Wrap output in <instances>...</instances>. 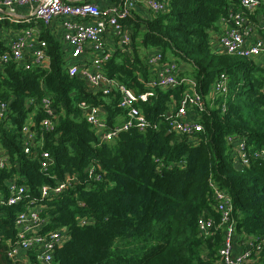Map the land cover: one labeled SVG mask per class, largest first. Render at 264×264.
<instances>
[{"label":"trees","instance_id":"16d2710c","mask_svg":"<svg viewBox=\"0 0 264 264\" xmlns=\"http://www.w3.org/2000/svg\"><path fill=\"white\" fill-rule=\"evenodd\" d=\"M168 3L165 12L127 22L134 24V36L142 35L145 44L190 64L205 96L216 78L225 76L228 92L206 99L208 108L199 116L204 130L196 141L169 133L166 127L170 96L181 93L178 87L158 88L150 101L141 104L148 119L160 123L158 129L133 130L113 142L100 143L96 128L77 104L88 101L102 106L109 112L108 126L113 127L119 110L117 94L90 91L80 78L71 77L62 44L50 34H44L49 67L24 70L10 63L0 68V101L11 106L0 124V147L8 161L0 168V191L6 198L11 179L28 188L24 202L0 205V264H18L9 256L17 214L40 198L42 185H56L72 174L78 181L40 203L47 223L42 232L62 228L69 233L55 248L54 264H216L223 231L203 236L198 229L204 214L219 221L212 183L230 193L238 235L264 242V159L251 156L240 168L234 145L228 142L229 136L244 138L252 154L264 147V62L212 46L221 18L232 8L245 9L240 0ZM142 25L146 29L140 33ZM119 57L110 59L106 73L146 90L131 65L127 67ZM45 95L55 108L52 131L42 128L47 114L39 104ZM29 121L50 152L46 171L40 156L24 150L22 128ZM91 165L99 169V181L88 177ZM255 257L254 264H264V248ZM31 259V264H37Z\"/></svg>","mask_w":264,"mask_h":264},{"label":"built area","instance_id":"2783aa9c","mask_svg":"<svg viewBox=\"0 0 264 264\" xmlns=\"http://www.w3.org/2000/svg\"><path fill=\"white\" fill-rule=\"evenodd\" d=\"M137 2L138 0H115L108 5H102L91 0H0V23L5 21L29 23L24 33L0 50V68L10 63L24 70L42 67L46 58L50 56L48 41L41 30L61 19L64 28L62 40L68 47L65 49L64 60L68 74L80 78L90 91L99 90L104 95L119 94V107L126 112V120L122 125L110 127L99 105H91L88 101L78 102L77 105L85 120L96 128L100 143L115 140L123 132L132 129L140 132L158 129V124L152 123L139 105L150 101L158 88L175 89L180 86L187 88L177 100L174 110L167 115V129L181 137L196 141L197 134L204 130L199 116L200 112L208 108L207 98L198 90L197 80L180 77L177 60L167 61L160 49L157 53L151 54L148 57L149 62L158 65L156 74L150 82L144 84L146 90L139 92L102 71L113 55L104 37L106 32L113 34L126 47L133 44L132 32L126 21L133 17ZM147 4L153 12H165L168 8V0H147ZM240 4L245 10L232 8L220 21L225 23V26L219 36V47L228 54L258 58L264 62V35L254 36L256 27L251 25L250 18L245 14L247 11L253 14L260 9L258 16L264 33V0H240ZM19 6L29 7L31 11L28 17L21 18L17 13ZM34 20L38 21L37 27L32 26ZM31 38L36 39L38 45L33 51L28 52L25 47ZM212 92L216 95L228 92L224 75L215 82ZM39 107L47 114L42 120V128L47 131L54 130L55 122L51 117L55 108L52 106V99L47 95L43 96ZM10 112V103L0 101V124L5 122ZM29 124L30 121L22 129L24 150L26 153L33 150L40 156L42 170L46 171L51 159L50 152L38 143V133L33 131ZM228 140L234 145L238 167L247 165L251 156L264 159V147L253 151L252 154L247 150L244 138L229 136ZM7 163L6 157L0 158V168L6 167ZM87 173L88 177L96 181L102 177L95 165H91ZM75 178L67 176L56 185H42L40 198L32 200L17 214L15 219L17 234L15 240L10 243L9 251L12 260L18 264H31L33 256L37 264H54L55 248L69 238V233L62 228L42 232L43 226L47 223L46 218L42 217L43 205L40 203L62 194L75 182ZM211 185L213 209L219 214V221L204 214L198 220V229L203 236H211L217 229L223 231V241L218 249L216 264H254L255 256L264 248V242L253 236L243 238L238 235L230 193L216 187L214 183ZM7 192L8 195L4 198L5 194L0 191V205L16 206L28 197L27 186L14 179L8 183Z\"/></svg>","mask_w":264,"mask_h":264},{"label":"crops","instance_id":"0c3cea01","mask_svg":"<svg viewBox=\"0 0 264 264\" xmlns=\"http://www.w3.org/2000/svg\"><path fill=\"white\" fill-rule=\"evenodd\" d=\"M91 1L98 2L102 5H108L112 2H114L115 0H91ZM168 2H169V0H168ZM30 11L31 10L29 9L28 6H19L17 9V13L21 16V18L22 17H28ZM258 11H260V9L256 10V12L253 14H250L248 11L245 14L250 18L251 25L256 27L255 32H254V36L255 37L256 36L257 37H263L264 33L261 29V23L259 20ZM154 13L155 12H153L149 8V6L147 4V0H138L136 6L134 8L133 17H131L130 20L128 19L127 21L131 22V20L135 21L136 19H138V20L149 19ZM61 21H62L61 19H58L51 26H47V27L45 26L41 31H42L43 35L44 34L45 35L50 34L53 36L54 39L60 41V43L62 44L63 50L65 51V49H68V47L64 44V42L62 40L64 28L62 27ZM127 21H126V23L132 32L133 44L131 46L126 47V46L122 45V43L119 42L114 37V35L109 33V32H106L104 34V37L106 39L108 47H110V49L112 51V54H113L112 57L116 56V55H120L118 60L122 61L127 67H128V65H131V67H129V68L134 69V73L136 75L138 83L142 84L144 86V84L146 82H150L155 77L158 65L157 64L152 65L149 62L150 59L148 57L151 54L153 55V54L157 53L159 48L156 46L145 44L143 37L140 34L137 36L136 35L134 36V31H135L134 24L133 23L131 24L130 22H127ZM28 25H29V23H24V22L17 23V22H11V21H5L3 23H0V50H3L4 48H6L13 39L17 38L22 33H24L23 31H24V29L29 27ZM32 26L37 27L38 21L34 20V22L32 23ZM219 26H220V30H219L218 34H216L215 32L213 33L212 46L215 50L222 51L219 47V36L222 32V29L225 26V23L219 22ZM145 29H146L145 25L144 26L142 25L139 29L140 33L145 31ZM37 45L38 44L36 42V39L31 38L28 41L25 49H26V51L31 52L35 49V47H37ZM165 56L167 57V58L165 57L167 59V61L175 59L173 57L171 58V55H169V54H167V55L165 54ZM175 60H177V59H175ZM177 61H178L179 67H180V77L196 80V78L193 76V73H192L193 68L191 67V65L188 63H185L181 60H177ZM49 62H50V57L49 58L47 57L46 61L41 66L47 68L49 65ZM105 69H106V66H104V68H102V71H103V73L108 75L106 73ZM142 69L146 70V74H144ZM113 78H115V77H113ZM115 79L118 82L125 84L126 86H128V87L134 89L135 91L139 92L138 87L136 88L134 86H130V85L126 84L125 82L119 80L118 78H115ZM217 80L218 79L216 78V80L214 81V84ZM180 87H181V93H179L178 95L172 94V96H170V100H171L170 101V110H169L167 115H169L170 112L172 110H174L176 103H177V100L180 98L183 91L187 88V86H180ZM206 97H207V100H210L211 98H213V100H214V98L216 97V93L209 91V93L207 94ZM114 98H116L118 100L117 105L119 107L120 95L117 94V96L115 95ZM141 104H143V103H141ZM141 104L139 106H140V109L142 110V112L144 113ZM91 105H95V104H91ZM96 106H98V105H96ZM100 107L102 109L103 115L106 117V113H109V112L105 111L102 106H100ZM82 116H83V114H82ZM125 120H126V112L119 107V110L115 116L114 126L122 125ZM30 121H32V118L30 119ZM155 123L158 124V128H159L160 123H158V122H155ZM165 124H166V122H165ZM29 125L31 128V123ZM32 125H33V123H32ZM133 130L138 131L137 129H132L131 131H133ZM33 131H35V130H33ZM127 132H130V130ZM138 132H140V131H138ZM123 133H125V132H123ZM142 133H144V132H142ZM37 141L42 146L45 145L44 140L39 139V136H38ZM113 141L114 140H112L110 142H113ZM1 157H6V154L4 152V149H2L0 147V158ZM70 176L76 177V175H74V174H72ZM75 179L78 181L77 177ZM14 223H16V220Z\"/></svg>","mask_w":264,"mask_h":264},{"label":"bare ground","instance_id":"6f19581e","mask_svg":"<svg viewBox=\"0 0 264 264\" xmlns=\"http://www.w3.org/2000/svg\"><path fill=\"white\" fill-rule=\"evenodd\" d=\"M61 227V226H60ZM52 229V228H51ZM68 229V228H67Z\"/></svg>","mask_w":264,"mask_h":264},{"label":"rangeland","instance_id":"374dc122","mask_svg":"<svg viewBox=\"0 0 264 264\" xmlns=\"http://www.w3.org/2000/svg\"><path fill=\"white\" fill-rule=\"evenodd\" d=\"M171 58H172V56H171Z\"/></svg>","mask_w":264,"mask_h":264}]
</instances>
